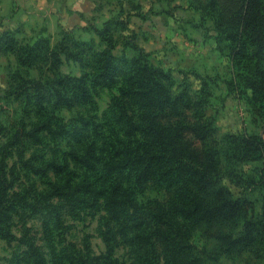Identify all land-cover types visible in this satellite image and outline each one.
I'll use <instances>...</instances> for the list:
<instances>
[{
    "label": "trees",
    "instance_id": "1",
    "mask_svg": "<svg viewBox=\"0 0 264 264\" xmlns=\"http://www.w3.org/2000/svg\"><path fill=\"white\" fill-rule=\"evenodd\" d=\"M229 2L227 15L214 21L220 30L225 31L226 25L234 33L228 37V51L234 55L235 67L244 69L242 80L252 99L263 101L264 0ZM210 4L216 8L218 1ZM116 23L129 29L122 20L110 18L94 32L111 41L109 30ZM61 30L56 44L46 37L18 38L8 30L0 34V51L12 54L15 61L9 64L3 98L19 100L12 111L0 108V238L7 243L16 239L9 218L20 212L44 214L49 218L46 231L50 220L56 228L62 227L64 212L78 217L83 212V218L96 212L106 251L79 258L65 246L52 247L51 264H127L114 257L118 234L129 237L133 264H161V258L164 264H203L208 251H198L191 242V230L199 225H204L208 239H215V254L233 259L255 252L260 257L264 217L255 215L254 204L245 195L254 180L245 177L240 167L264 158V132L225 133L218 139L214 118L205 114L206 82L192 92L188 79L178 84L171 69L141 57L144 50L136 44L132 48L137 54L130 61L134 77L128 87L118 90L130 106L122 107V99L112 95L100 116L84 117L74 111L76 117L64 119L61 110L71 112L76 103L92 105V89L113 81L118 68L114 44L94 51L93 43L77 42L71 31ZM63 57L80 65V75L60 71ZM253 61L259 72H251ZM152 105L167 109L172 123L156 126L147 113ZM155 118H160L158 112ZM26 141L32 145L28 156L26 148L18 146L28 145ZM31 174L44 178L42 192L31 181L28 187L22 182ZM224 179L242 189L241 196L234 197L222 184ZM257 183L264 186V166ZM154 186L162 194L161 199H153L151 208L146 205L152 202L147 193ZM56 199L64 205H54ZM22 243L31 263L37 259L46 264L38 245Z\"/></svg>",
    "mask_w": 264,
    "mask_h": 264
},
{
    "label": "rangeland",
    "instance_id": "2",
    "mask_svg": "<svg viewBox=\"0 0 264 264\" xmlns=\"http://www.w3.org/2000/svg\"><path fill=\"white\" fill-rule=\"evenodd\" d=\"M46 1L0 0V22L3 24L0 26V34L3 30H8L16 33L18 38L46 37L50 39L51 44L58 43L64 31L61 28L64 27H55V20L48 15L40 19L36 16L38 10L45 12L42 3ZM57 1L61 3L60 0ZM217 1L218 5L214 8L210 0H92L95 7L83 16L82 24L65 29L72 32V38L75 41L93 43L94 51H100L114 44L112 53L116 57L115 66L118 70L113 76V81L108 83L109 85L100 84L97 89H92L90 92L91 99L94 100L92 105L76 103L71 112L61 110L60 115L64 116V119H69L77 116L73 114L76 111L81 112L84 117L97 114L100 116L110 104L112 95L122 99L123 102L120 104L122 107L130 106L128 98L122 97L118 90L128 87L129 78L134 77L130 69L132 68L130 61L131 57L137 54V51L132 48L136 44L144 50L141 57H145L157 67L171 69L178 84H185L188 79L193 87L192 92L201 87L203 81L206 82L209 95L205 114L214 118L218 139L225 133L263 134L264 100L252 99L250 89L245 88L242 80V75L245 74L244 69L238 70L235 67L234 55L229 53L227 47L228 37L233 36L234 33L229 32L230 29L226 25L222 27L225 31L220 30L218 23L214 21L216 16L220 21L227 15L225 10L231 7V3L229 0ZM18 8H23L30 13L17 14ZM110 18L122 20L129 29L123 28V24L116 23L109 30L112 40H102L94 32V27L102 28L103 23ZM41 24H46L49 29L39 26ZM227 33L228 36H226ZM9 64H15L13 55L0 51V95L2 94L0 108L12 111L19 105V100L16 96L7 100L3 98V91L8 88ZM249 65L251 72H259L257 63L253 61ZM81 70L76 61L63 57L60 65L62 73L80 75ZM157 112L160 118H155ZM147 113L153 117L152 122L156 126L160 124L166 126L174 120L173 117H169L167 109L154 105L147 109ZM3 119L10 125L6 115ZM26 142L28 145L18 146L20 150L26 148L25 155L28 156L32 145ZM14 160L15 157L9 159V164ZM263 166L264 158L246 161L240 167L245 177L254 180L245 195L253 202L255 215L260 219L264 217V186L257 182ZM49 176L52 179L51 173ZM30 181L32 187L39 189L40 192L46 188L43 183L44 178L31 174L22 180L27 187L31 185ZM222 184L230 189L234 197L241 196L242 189L227 179L222 180ZM161 194V191L154 186L147 193L152 202L146 205L155 207L151 203H155L153 200L155 198L161 199L159 197ZM140 199L143 200L144 197L140 196ZM53 203L57 207L64 205L59 199L54 200ZM96 214L94 212L83 218V212L80 213L81 217L64 212L60 219L62 227L56 228L50 220L48 231L44 225L49 218L44 214L35 216L27 215V212L14 214L9 218V223L16 239L7 243L0 238V264H42L37 259L33 263L30 262V256L26 254L28 248L22 242L38 245L47 259L46 264H51L50 248L52 247L58 250L65 246L73 255L77 253L79 258L87 252L92 256L100 255L106 251V244L98 232ZM204 228V225H199L191 230V242L197 246L198 251L201 252L202 249L208 251L204 256L206 262L203 261V264H264V249L260 257H257L255 252H244L233 259H229L226 255L215 254L216 241L208 239L203 234ZM127 236L130 234L127 233ZM128 238L120 234L116 235L114 257L120 261H126L127 264H133L135 259L131 255L132 244L128 242ZM210 253L211 256H208ZM161 255L162 252L158 249V258ZM212 256H215V259H212ZM160 263L164 264L162 258Z\"/></svg>",
    "mask_w": 264,
    "mask_h": 264
},
{
    "label": "crops",
    "instance_id": "3",
    "mask_svg": "<svg viewBox=\"0 0 264 264\" xmlns=\"http://www.w3.org/2000/svg\"><path fill=\"white\" fill-rule=\"evenodd\" d=\"M61 3L57 0H47L42 7L45 12L37 11L36 16L40 19L42 16H50L55 20V27L62 26L64 28H72L75 25L82 24L83 17L80 16V13L83 16H86L91 10L94 9V2L92 0H60ZM79 3V8L75 7ZM24 13L27 15L30 12L25 11L23 8L17 9V14ZM33 14V13H32ZM38 25V24H37ZM25 26V23H24ZM39 26H45L44 28L49 29L46 24H41ZM30 27H33L30 25ZM36 27V26H35Z\"/></svg>",
    "mask_w": 264,
    "mask_h": 264
},
{
    "label": "clouds",
    "instance_id": "4",
    "mask_svg": "<svg viewBox=\"0 0 264 264\" xmlns=\"http://www.w3.org/2000/svg\"><path fill=\"white\" fill-rule=\"evenodd\" d=\"M75 7L79 8V3H77L76 5H74ZM83 22V21H82Z\"/></svg>",
    "mask_w": 264,
    "mask_h": 264
}]
</instances>
